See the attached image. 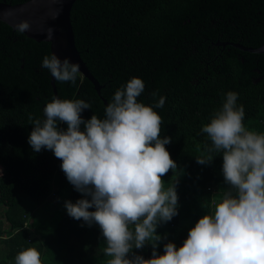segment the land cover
Instances as JSON below:
<instances>
[{"label":"trees","instance_id":"1","mask_svg":"<svg viewBox=\"0 0 264 264\" xmlns=\"http://www.w3.org/2000/svg\"><path fill=\"white\" fill-rule=\"evenodd\" d=\"M71 20L76 46L102 86L101 95L81 73L75 84L56 80V88L60 99L91 104L81 114L84 120L93 114L103 119L115 91L133 77L145 84L139 102L154 106L165 97L164 106L154 110L163 119L160 138H171L165 147L177 170L162 180L166 189L175 181L179 206L178 215L157 227L162 240L156 251L162 255L168 242L179 248L228 189L220 153L210 164L196 161L212 146L201 128L227 92L238 94L246 128L264 133V54L234 46L264 45V0H77ZM46 55L50 44L0 21V264H14L31 247L40 251L42 264H106L98 225L71 218L65 206L58 209L56 225L34 211L52 198L55 206L59 198L91 199L68 182L52 151L35 152L28 143L29 115L43 120L55 96L50 72L41 66ZM57 126L67 129L62 122ZM152 251L150 244L133 249L144 259Z\"/></svg>","mask_w":264,"mask_h":264},{"label":"clouds","instance_id":"2","mask_svg":"<svg viewBox=\"0 0 264 264\" xmlns=\"http://www.w3.org/2000/svg\"><path fill=\"white\" fill-rule=\"evenodd\" d=\"M16 30L30 31L31 25L21 21ZM47 36L52 37L51 29ZM41 66L60 82L75 84L80 75L78 63L56 54L46 55ZM144 90L142 79L131 78L115 91L103 119L94 114L83 119L82 112L91 109L85 100L55 96L44 107L43 120L29 115L32 149L52 151L68 182L91 197L65 201L67 214L89 227L99 226L106 264H264V133L246 128L244 107L232 91L202 126L212 146L208 155L196 157L198 164L207 165L220 153L228 189L212 213L190 228L182 246L168 242L163 254L157 253L162 240L157 227L178 215L175 181L165 190L162 180L169 170L175 173L177 164L165 147L171 138H160L163 119L154 110L164 106L165 97L146 105L138 101ZM58 122L67 129L58 128ZM149 244L151 258L133 252ZM14 264H42L41 253L24 249Z\"/></svg>","mask_w":264,"mask_h":264},{"label":"water","instance_id":"3","mask_svg":"<svg viewBox=\"0 0 264 264\" xmlns=\"http://www.w3.org/2000/svg\"><path fill=\"white\" fill-rule=\"evenodd\" d=\"M76 1L28 0L15 5L0 1V21L7 24L14 31H17L16 25L18 23L28 21L31 25V30L23 34L36 42L50 44L51 55L56 54L61 60L68 58L70 62L78 63L80 73L93 83L95 90L101 95L102 86L83 61L81 53L76 46L71 20V12ZM49 29L52 30L51 38L47 36ZM234 46L246 52L264 54V45L258 48H248L240 44H235ZM51 85L55 96L58 97L56 79L52 75ZM104 102L107 104L106 100Z\"/></svg>","mask_w":264,"mask_h":264},{"label":"rangeland","instance_id":"4","mask_svg":"<svg viewBox=\"0 0 264 264\" xmlns=\"http://www.w3.org/2000/svg\"><path fill=\"white\" fill-rule=\"evenodd\" d=\"M166 190V188H165ZM63 199V198H62ZM62 199H57L56 200V206L54 204V198H52L48 205L45 208H39L37 207L36 210L34 209V211L38 214V215H44L46 214V217H50L51 220L54 222V225L57 224L58 219L60 218V213L58 211L59 208H63L65 205V201Z\"/></svg>","mask_w":264,"mask_h":264}]
</instances>
